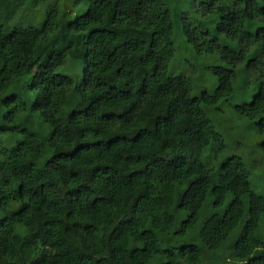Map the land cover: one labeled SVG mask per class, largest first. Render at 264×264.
Here are the masks:
<instances>
[{
    "label": "trees",
    "instance_id": "1",
    "mask_svg": "<svg viewBox=\"0 0 264 264\" xmlns=\"http://www.w3.org/2000/svg\"><path fill=\"white\" fill-rule=\"evenodd\" d=\"M167 1L65 0L63 14L60 0L0 8V264H217L219 256L264 264V196L251 184L258 163L230 157L214 166L212 150L203 159L211 146L226 148L210 114L239 93L236 68L260 85L235 110L264 136V0H210L212 33L180 17L186 49L217 57L205 68L217 87L197 97L193 80L169 68ZM75 7L84 11L65 19ZM26 8L32 15L17 17ZM70 58L84 66L77 87L56 73ZM171 141L191 158L168 157ZM257 149L264 167V142ZM132 155L141 167L123 171ZM131 195L129 218L115 224ZM64 216L84 220L80 239L108 259L70 243ZM180 239L201 245L176 248Z\"/></svg>",
    "mask_w": 264,
    "mask_h": 264
},
{
    "label": "rangeland",
    "instance_id": "2",
    "mask_svg": "<svg viewBox=\"0 0 264 264\" xmlns=\"http://www.w3.org/2000/svg\"><path fill=\"white\" fill-rule=\"evenodd\" d=\"M210 0H168L167 7L170 9L172 13V19L174 24V41L176 46L175 56L170 64V71L174 75L182 74L183 76L190 77L193 80L192 83V94L194 97L200 96L202 92H206L208 94H213L217 87V79L212 75L211 72L206 70L208 66L215 64L217 60L216 56L207 55L205 53H197L194 51H189L186 49L185 37L183 33H181V26L179 24L180 17L184 15L190 21V24L193 23L197 26L200 25L205 31L214 32L216 27V20L212 22L209 11L207 10V4ZM8 0L0 1V8H3L7 5ZM65 0H60V4L58 6L59 10L64 11ZM41 6L36 8L35 14L37 15ZM42 9V8H41ZM71 13L68 14L65 19L70 20L75 18L79 13H82L84 10L81 7L71 8ZM32 15V11L29 8L24 9V11L19 14L17 17L25 18ZM185 19V18H184ZM186 19V20H187ZM222 42L224 41V36H220ZM188 51V52H187ZM45 66V63L38 65L32 71L30 76H26L23 81L30 80L32 76L38 75L42 68ZM236 72L238 74V83L237 90L239 89V93L233 95L227 102H224L222 109V113L218 114L215 111L211 112L210 119H212L213 124L215 125L218 133L222 136L225 141V150L218 151V148H208L203 156V159L207 160L208 151H214L212 154V164L217 166V164L222 163L224 160L232 157L242 158L246 162L248 160L253 161L256 160V170L253 172V176H251V184L254 191L262 196H264V177L258 175L260 171H264V167L262 163L258 161V149L257 145L262 144L264 142V136L259 137L254 128V121L248 120V118H244L239 116L236 112L235 107L239 106L243 103L241 95L244 91L248 92L249 90H254L253 95L259 88L260 82L251 81L247 83V79L243 76L242 73L238 71L236 68ZM56 73L69 76L72 78L74 85L77 87L80 85L83 79L84 66L82 61L76 59H67L66 62L59 66L56 69ZM247 83V84H246ZM243 85H245L243 87ZM246 88V89H245ZM249 91V92H250ZM251 94V92H250ZM26 100H30L31 96L29 92L24 93ZM252 95V94H251ZM31 96V97H30ZM34 98V97H33ZM172 146V151L168 152V157L171 155L177 156H188L191 158L192 152L190 149L183 148L174 144L173 141L170 142ZM210 157V158H212ZM215 157V158H214ZM205 160V161H206ZM249 163V162H248ZM139 163L137 162L136 156L132 155L127 159L126 165L122 168L123 171L130 172L132 169H139ZM75 172H82V169L77 166L72 167ZM142 191H137L136 194H140ZM136 196H129L125 199L123 207L120 206V209L116 213L115 224L119 221H123L129 218L130 209L133 203V199ZM211 197H209L210 202ZM226 208V204L223 206L221 211H224ZM213 210L210 208L206 209L203 216L209 215ZM62 224V235L72 244H75L79 249L86 252L91 259L100 260V259H108L109 252L107 251L103 255H95L90 252L89 248L82 242L79 237L78 228L85 226V221L82 219L69 220L67 216L59 218ZM264 226V217L261 222V229ZM35 229L32 228L28 230L24 239H28L35 233ZM236 233L231 237L228 243L231 246L236 241ZM194 244L200 246L201 243L197 239L196 241H192L189 239H180L178 243H174L176 248L181 247L183 245ZM23 253H20V256ZM219 262H215L217 264H243L242 261H230L227 258L219 256ZM33 258H30L26 253L21 256V261L29 262L32 261Z\"/></svg>",
    "mask_w": 264,
    "mask_h": 264
}]
</instances>
